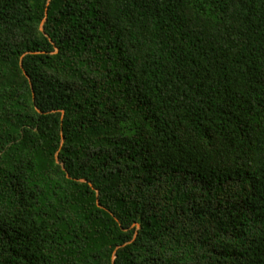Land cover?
Segmentation results:
<instances>
[{"label": "trees", "instance_id": "16d2710c", "mask_svg": "<svg viewBox=\"0 0 264 264\" xmlns=\"http://www.w3.org/2000/svg\"><path fill=\"white\" fill-rule=\"evenodd\" d=\"M0 264H264V0H0Z\"/></svg>", "mask_w": 264, "mask_h": 264}]
</instances>
